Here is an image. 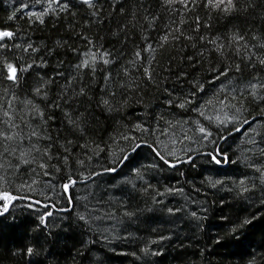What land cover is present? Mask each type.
Wrapping results in <instances>:
<instances>
[{
  "label": "snow or ice",
  "instance_id": "snow-or-ice-1",
  "mask_svg": "<svg viewBox=\"0 0 264 264\" xmlns=\"http://www.w3.org/2000/svg\"><path fill=\"white\" fill-rule=\"evenodd\" d=\"M5 3L0 231L30 233L12 255L59 264L71 237V264H103L98 244L161 264L219 204L214 247L251 249L260 228L246 264H264V0ZM49 25L63 34L34 38Z\"/></svg>",
  "mask_w": 264,
  "mask_h": 264
},
{
  "label": "trees",
  "instance_id": "trees-1",
  "mask_svg": "<svg viewBox=\"0 0 264 264\" xmlns=\"http://www.w3.org/2000/svg\"><path fill=\"white\" fill-rule=\"evenodd\" d=\"M15 7V5H12ZM153 9H156L158 5L153 0L152 4ZM9 5L5 3V0H0V16L6 14L9 11ZM22 22V21H21ZM219 26V25H218ZM63 34V27L57 29H52L49 25L48 29L40 32L37 31L34 33V38L39 39H54L57 35ZM119 47V45H117ZM236 135H239L238 133ZM178 174H173L168 178V182L172 183L178 179ZM181 182H183V178ZM186 191H190L188 185H184ZM79 191V189H78ZM225 197V207L224 215L235 216L237 214H244V206L239 203L233 202L231 196L228 193H222ZM203 199V196L199 197ZM208 203L210 206L213 205L215 197L209 195L207 197ZM216 213H210V219L205 226L204 232H196L194 227L184 226L183 232L180 234V238H173V241L170 244H166L167 252L162 258H156L161 261V264H246L248 260L249 252H255L257 246L261 241V231L262 229L257 228L255 234L252 237L253 247L248 250H240L235 253L226 250L224 248L214 247L210 236L215 235L217 231L221 229L222 221L219 219V209L220 205L215 204ZM258 205L248 209V212L257 211ZM259 215H264V209H260L258 212ZM7 223V222H5ZM226 226V225H225ZM29 232H25L22 229H8L5 228L3 231H0V264H25L27 257L24 260H21L19 256H13L12 252L16 249L22 247L28 242ZM76 243V238H69L67 244L63 242L57 246H50L51 251L50 256H54L59 264H71V258L74 254L73 245ZM117 251L131 252L135 245H126L117 243L113 245ZM97 251L93 255L99 256L103 261V264H139V262L134 261L131 256H121L107 250L103 245L98 244L96 246ZM203 252V256H201ZM42 260V258H40ZM33 264H40V262L34 258ZM46 264V262H45Z\"/></svg>",
  "mask_w": 264,
  "mask_h": 264
}]
</instances>
